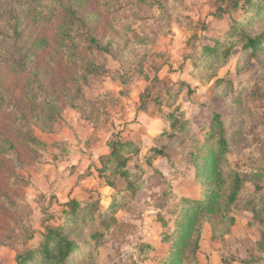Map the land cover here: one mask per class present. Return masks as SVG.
Instances as JSON below:
<instances>
[{"label":"rangeland","instance_id":"obj_1","mask_svg":"<svg viewBox=\"0 0 264 264\" xmlns=\"http://www.w3.org/2000/svg\"><path fill=\"white\" fill-rule=\"evenodd\" d=\"M235 2L244 5L243 0H148L131 8L124 2L119 13L105 15L91 0L85 1V10L90 8L99 16L94 24L98 34L115 39L122 53L96 56L97 74L84 90L85 102L79 101L81 111L92 118L100 108L98 124L71 109L64 97H57L62 120L55 132L45 134L33 127L47 145L40 157L16 140L12 157L0 158V264H16V255L26 245H39L40 235L26 241L25 228L43 230V205L52 204L54 214L72 198L85 197L87 202L100 199L108 205L114 190L104 188L98 169L109 145L119 138L133 140L142 144L145 154L167 142L164 136L170 130L169 115L200 139L209 132L214 116L220 115L231 139L228 161L246 179L231 208L235 223L204 227L198 264H264V50L257 57L238 46L229 61L215 65L212 73L197 68L206 47L226 39L232 19L244 18L248 6L236 12ZM159 5L167 10L168 26L159 21ZM54 28L46 29L51 37ZM129 29L146 38L148 44L123 47L132 36ZM247 29L264 34V14L255 17ZM52 55V51L41 52L32 67L42 70L48 85L52 84L51 92L59 95L62 83H70L74 69ZM12 85L13 107L0 114V133L14 137L11 126L20 108L26 109V101L22 83L14 81ZM187 145L186 153L181 152L183 146H177L170 157L154 162L170 181L152 178L143 193L126 201L118 212L111 239L98 250H83L70 264L160 262L169 249L163 237L174 227L180 200L200 194L195 167L186 156L198 146ZM168 162L174 166L168 167ZM148 172L153 174L154 170ZM146 245L154 251L143 261Z\"/></svg>","mask_w":264,"mask_h":264},{"label":"trees","instance_id":"obj_2","mask_svg":"<svg viewBox=\"0 0 264 264\" xmlns=\"http://www.w3.org/2000/svg\"><path fill=\"white\" fill-rule=\"evenodd\" d=\"M85 1L3 0V7L0 6V114L13 107L11 94L15 88L12 85L14 81L22 83L26 109L20 108L11 126L14 137L0 133V158L12 157L16 140L39 156L47 145L37 137L33 127L45 134L55 132L56 124L62 120V107L57 97H64L66 105L81 111L79 101L85 102L84 90L97 74L96 56L122 53L115 39L98 34L94 24L99 16H95L90 8L85 10ZM91 1L102 14L112 15L119 13L124 2H129L131 8H137L148 0H139L136 4V0ZM243 2V6L235 2L234 9L237 12L248 6L244 18L240 21L233 18L226 39L216 41L213 47H206L197 67H203L205 73H212L215 65L226 64L233 49L238 46L243 52L257 57L258 52L264 50V34H254L247 29L255 17L264 14V0ZM159 7V21L168 26L170 18L167 10L163 5ZM51 25L55 26L53 37L46 30ZM129 31L132 36L126 38L123 47L130 43L148 44L146 38L132 29ZM45 51H52L56 56L52 55L53 58H60L74 69L70 83L65 81L63 87L59 84L62 87L59 95L51 92L52 84L48 85L42 70L32 67L34 60ZM96 110L98 115L93 118L86 115L85 110L81 113L90 123L98 124L101 112L99 107ZM168 118L171 121L170 130L164 136L167 142H161L145 154L142 144L133 140L119 138L109 145V152L102 158L101 169H98L105 182L104 188L114 190L108 205L100 199L87 202L85 197L72 198L60 205L57 214L53 213L52 204L43 205V230L25 228L27 242L35 240L37 235L41 236V241L36 247L26 245L23 252L16 255V264H70L83 250H98L111 239L117 225L116 216L126 201L143 193L152 178L166 179L165 174L154 166L155 160L167 159L177 146H183L181 152L186 153L188 143L198 146L197 151L190 150L186 156L190 157L195 167L200 194L197 198L180 200L181 207L174 227L163 237L169 249L158 264H198L199 242L204 227L207 224L216 227L235 223L230 216L231 208L241 196L246 179L228 161L231 139L220 115L214 116L204 139L192 137L190 129H184L175 116L169 115ZM177 127L179 129L176 130ZM158 139L162 140V137ZM173 166L168 162V167ZM148 169H153V174H149ZM148 175H152L151 178H147ZM86 228L91 230L87 232ZM152 251L154 248L146 245V256L142 255V260H148Z\"/></svg>","mask_w":264,"mask_h":264}]
</instances>
